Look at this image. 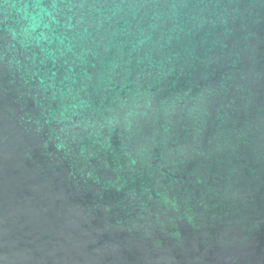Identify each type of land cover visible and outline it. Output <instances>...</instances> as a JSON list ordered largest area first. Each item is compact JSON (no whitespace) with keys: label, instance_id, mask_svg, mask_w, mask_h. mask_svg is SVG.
<instances>
[{"label":"water","instance_id":"95a60500","mask_svg":"<svg viewBox=\"0 0 264 264\" xmlns=\"http://www.w3.org/2000/svg\"><path fill=\"white\" fill-rule=\"evenodd\" d=\"M0 264H264V0H0Z\"/></svg>","mask_w":264,"mask_h":264}]
</instances>
